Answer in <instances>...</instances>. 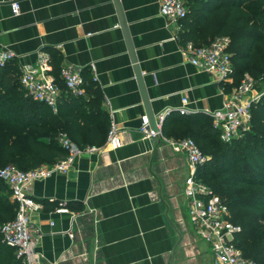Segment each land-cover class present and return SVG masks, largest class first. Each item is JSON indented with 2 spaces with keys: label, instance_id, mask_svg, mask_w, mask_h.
I'll return each mask as SVG.
<instances>
[{
  "label": "crops",
  "instance_id": "1",
  "mask_svg": "<svg viewBox=\"0 0 264 264\" xmlns=\"http://www.w3.org/2000/svg\"><path fill=\"white\" fill-rule=\"evenodd\" d=\"M13 1L0 0V50L13 51L18 66L47 51L53 73L68 66L94 79L124 143L113 150L106 139L66 174L33 185L42 264H215L189 219L187 156L164 135L145 138L139 130L147 115L115 1L19 0L17 16ZM120 4L156 119L179 113L183 97L188 115L221 108L233 84L190 63L158 0ZM61 207L69 213H57Z\"/></svg>",
  "mask_w": 264,
  "mask_h": 264
},
{
  "label": "trees",
  "instance_id": "2",
  "mask_svg": "<svg viewBox=\"0 0 264 264\" xmlns=\"http://www.w3.org/2000/svg\"><path fill=\"white\" fill-rule=\"evenodd\" d=\"M185 2L188 14L179 33L184 45L205 46L217 36H229L233 85L246 73L264 79V0ZM13 62L0 68V168L14 165L28 171L56 163L66 155L58 141L60 133L81 148L105 142L110 120L94 79L83 76L87 95L76 97L61 81L56 66L62 96L53 111L28 95L20 83L19 66ZM162 134L168 139L193 138L208 156L199 178L228 203L231 220L242 229L235 243L244 256L264 264V96L252 108L250 130L230 143L221 140L212 118L202 114H169ZM16 211L17 203L0 179V222L12 220ZM0 264H24L1 239Z\"/></svg>",
  "mask_w": 264,
  "mask_h": 264
},
{
  "label": "built area",
  "instance_id": "3",
  "mask_svg": "<svg viewBox=\"0 0 264 264\" xmlns=\"http://www.w3.org/2000/svg\"><path fill=\"white\" fill-rule=\"evenodd\" d=\"M160 15L173 26L178 35L182 30V22L187 17L188 9L185 0H158ZM14 16L20 13L19 0L11 4ZM229 36H217L210 44L195 46L187 43L190 63L199 71L213 75L224 84H234V65L230 51ZM16 59L11 50H0V68ZM52 56L47 51H39L37 60L32 64L19 66L20 83L34 100L48 105L56 111L60 96V87L53 73ZM60 79L67 90L76 97L86 94L85 79L77 68L64 66L60 68ZM258 78L246 73L239 84L233 85L221 108L209 111L213 126L218 130L220 138L226 143L243 137L251 128L252 108L264 96V88L259 87ZM189 100L182 98L178 112L182 115L190 113ZM167 113L157 118L158 131L149 126L144 117L140 132L145 138L163 137L162 124ZM58 141L66 155L54 164H43L28 171H22L14 165L0 168L2 179L10 190V197L17 203L15 217L0 222V239L5 245L15 250L16 256L24 264H42V255L38 251V243L42 237V228L33 220L32 215L41 208L33 198V185L40 180L56 174H66L78 155L83 152H95L97 146L81 148L67 134L60 133ZM174 150L187 156L189 173L185 179V196L188 199L189 219L197 235L205 241L214 255L215 264H256L244 256L235 240L241 232V226L233 223L228 203L199 178V168L204 165L208 156L203 153L193 138L168 139ZM108 147L116 150L124 143L114 119L110 122L107 136ZM57 213H69L65 207ZM54 226V223H50ZM73 237V234H69Z\"/></svg>",
  "mask_w": 264,
  "mask_h": 264
},
{
  "label": "water",
  "instance_id": "4",
  "mask_svg": "<svg viewBox=\"0 0 264 264\" xmlns=\"http://www.w3.org/2000/svg\"><path fill=\"white\" fill-rule=\"evenodd\" d=\"M114 1L116 4L117 11H118V16H119L121 28L123 30V33H124V36L126 39L128 51L130 53V57H131V60L133 63L134 72H135V76H136V79H137V82L139 85V89L141 92L142 101H143L144 106H145L146 115H147V118L149 120V126L152 130L158 131L156 115L154 114L152 106H151V101H150V98L148 95V91L146 89L143 73H142V71L138 65L137 57L135 54V49H134L132 39H131V36L129 33L128 25L126 23L124 15H123V10H122V6L120 4V0H114Z\"/></svg>",
  "mask_w": 264,
  "mask_h": 264
},
{
  "label": "rangeland",
  "instance_id": "5",
  "mask_svg": "<svg viewBox=\"0 0 264 264\" xmlns=\"http://www.w3.org/2000/svg\"><path fill=\"white\" fill-rule=\"evenodd\" d=\"M232 55H233V53H232ZM257 80H258L259 87L264 88V79L262 77H259Z\"/></svg>",
  "mask_w": 264,
  "mask_h": 264
}]
</instances>
